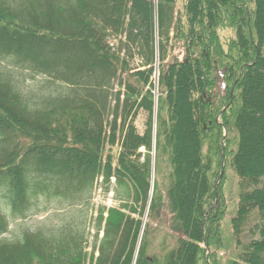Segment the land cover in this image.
Returning a JSON list of instances; mask_svg holds the SVG:
<instances>
[{"label":"trees","instance_id":"obj_1","mask_svg":"<svg viewBox=\"0 0 264 264\" xmlns=\"http://www.w3.org/2000/svg\"><path fill=\"white\" fill-rule=\"evenodd\" d=\"M171 1L157 0L154 7L153 0H0V58L7 60L0 66V234L8 230L10 218L83 208L99 175L105 188L114 175L127 197L145 199L148 164L138 165L130 156L140 145L150 148L151 126L147 121L140 133L128 117L138 105L150 117L152 99L144 85L158 56L164 60L161 82L165 80L168 110L160 125L157 116L155 146L162 133L175 139L177 178L168 199L166 195L160 199L153 190L152 219L156 222L167 213V232L177 247L167 259L157 251L148 264H196L199 244L189 239L203 238L221 215L220 201L211 206L215 196L210 177L219 168L221 149L222 123L215 120V112L231 88L229 70L235 72L242 61L255 57L241 74L242 102L233 119L240 200L232 225L236 255L230 264H264V160L252 167L244 156L249 133L264 141L261 129L251 131L253 122L264 130V0H184L176 15ZM243 20L250 22L252 32L247 34L256 36L240 43L239 37L222 42L220 24L241 28ZM133 56L138 58L135 68L147 67L133 69ZM17 68L50 80L34 82V89L24 92L14 74ZM195 74L201 77L200 93L194 87ZM253 113H258L257 121L251 118ZM229 120L225 115L228 130ZM187 125L195 136V152L177 149ZM116 129L122 135L114 163L102 151L104 144L114 143ZM199 129H209L205 132L213 153L219 152L215 165L200 156ZM126 179L133 185L132 195ZM40 197L44 203L37 207ZM207 204L213 213L206 221ZM79 214L81 218L55 228L41 224L23 230L16 239L0 240V264H84L86 224L81 208ZM93 226L94 264H129L138 220L114 207L105 216L99 207ZM218 240L211 253L219 249Z\"/></svg>","mask_w":264,"mask_h":264},{"label":"rangeland","instance_id":"obj_2","mask_svg":"<svg viewBox=\"0 0 264 264\" xmlns=\"http://www.w3.org/2000/svg\"><path fill=\"white\" fill-rule=\"evenodd\" d=\"M156 1L157 0H153L154 7L156 6L157 3ZM183 4H184V0H172L169 5H175L174 8H176V11L174 9V14L176 15L177 8L178 9L181 8ZM247 14L248 15H246V17H248L249 20L251 14L250 13ZM175 19L176 17H174L173 19L172 26L175 23ZM183 21H184V17H183ZM249 24L250 22L247 20H243V25L241 26V28H237V25H234L232 23L229 24L228 22L227 24L224 23L220 24L221 27L220 29H218V33L220 35L221 41L226 42V39L229 37L230 38L239 37L237 38V41L240 43L247 41L248 36H250V38L256 36V34H254L253 36L251 34L250 35L247 34V32H252V30L248 28ZM190 25L192 26L193 22H191ZM154 26L156 30L157 29L156 20ZM170 34L171 36L173 35L172 27ZM240 37H245V38L244 40H241ZM157 38L158 36L155 35V42ZM155 46H157L156 43ZM244 46L245 49L249 47L248 44H245ZM261 52L264 54V41L262 44ZM133 57H135V58L131 57L132 58L131 65L133 66V69H143V68L145 69L147 67V65H140L135 68V66L137 65L136 63H138V58H136V56ZM251 59L242 61V64L237 69V71L233 72L229 70L230 75L228 74V79L230 80L231 88L228 89L226 100H224L225 102L223 103V105L219 106L215 112V120L218 123H222L223 126L221 125V130H220V144H221L220 159H219L220 165H218L219 166L218 170L213 172L212 176L210 177L211 182L213 184L212 192L214 193L215 196L211 206L213 207V205L219 204L221 202V206H220L221 215L216 219L218 225L214 226V229L212 228L211 232L206 234L204 231V233L202 234L203 238L197 241L191 238L189 239L190 241L198 242L199 244L198 248H196L195 250L196 264H230L231 260L234 258V255H236V251H235L236 244L233 239L232 225H233V217L236 215L237 212L238 201L240 200L239 184H238L240 177L233 165V157L238 148V131L237 128H234L233 126V119L236 117V113L240 108L242 102V100L240 99L241 94L239 87L241 74L245 69L244 66L246 64H249L252 61ZM6 61L7 60H1L0 58V66L6 65L7 63ZM163 62L164 60L161 61L158 56H155L151 65L148 81L145 82L144 85L145 86L144 91H147L148 93L146 94V96H150V98L152 99V110L150 113V117H147V110L144 107H141L140 105H138V107L134 106L131 112V116L128 117L132 119L133 124L136 127V130L140 133L144 131L147 121H149L151 126L152 142L150 148H147L144 145H140L135 150L133 155L130 156L132 159L135 160L136 163H138V165H142V163L144 162L148 164L147 173L149 177V189L147 192V196H145V199L143 200L141 199V197L140 198L138 197V199H136V197L131 198V196L127 197V195L123 191L126 190L125 187L122 185L120 188V186L115 183L114 175H111L110 177L109 187L105 188L102 182V178H101L102 176H99L93 188L90 201L88 204L84 205L83 208L78 206V207H73L71 211L64 210L61 212H58L54 209H51V211L43 210V211H36L33 213H29L23 218L20 217L10 218L9 228L7 231L0 234V240L16 239L23 230L26 229L35 230L41 224L42 225L50 224L48 225L51 226L50 228H55L57 225L60 226L64 224L66 220L75 221L77 220V217L81 218L82 214H79V208H81V211L82 213H84L85 216V224H86L85 232H84V236L86 239V241L84 242L86 262L84 264H94V259L95 256L97 255V250L92 252L94 217L97 215L99 207L103 208V214L105 216L107 215L108 208L114 207V208H118L121 212H123L124 215H129L133 217L134 220H138V228H137L138 230L134 240H132V252L130 255L129 264H148L149 261L153 259L157 251H160L162 255L167 259L168 252L172 248L176 249L177 247V241H175V237L171 233L167 232V230H170L169 224L167 223V219H168L167 213L166 215L162 214L161 219L157 218L156 222L154 221V219H152L154 218V215H152V211H154L153 209L154 207H152L153 190L155 191L156 196L158 192L160 199L163 200L165 199L163 198V195H166V199H168L170 195V190L171 188H173L172 185H174L175 180L177 178L175 173L176 165L173 162L176 153V147L174 145L175 139L172 136H169L168 133L167 134L162 133L159 135L160 145L158 147L155 146L156 128L158 125L157 116L159 114V116L162 119L159 120V125H160L162 121H165V118H167V110H168V106L166 103V93H164L165 91L163 89L165 80L161 82V76L164 74V70H165L164 66L162 65ZM14 74L17 76L16 79L19 81L18 84L21 86L24 92H29L30 89H32L35 86L34 82L47 83L50 80L44 74H36L20 68L14 70ZM195 76H194V80H195L194 87L198 90L197 92L200 93L199 88H202L200 87L201 77L199 74H195ZM184 77L186 79L189 78L188 75L186 74H184ZM52 84H53L52 87H54L55 86L54 82H52L51 85ZM218 85H219V81L217 83V86ZM199 93H196L195 91V96L196 97L199 96ZM224 93L225 90H223L222 95ZM203 95H205V93ZM120 97L122 99L124 97V94L122 93ZM212 101L215 100L213 99ZM252 105L256 107V105L254 104ZM185 107H188L187 104ZM195 107L196 110H198L197 105ZM225 115L228 118H230L229 130L224 123ZM250 116L255 121H257V117H259L258 113H253ZM253 123L254 124L251 125L252 127L251 131L253 132L254 131L253 129H255L256 132L258 133L259 130L261 129V132L263 131L264 134V130H262L260 124L259 123L255 124V122ZM207 130L209 129H205V131ZM205 131L200 132L199 129L198 140L200 141V156L202 159L204 158L205 160H207L210 165H215L214 159L217 160V158H219V152L213 153V149L210 144L211 138H209L208 135H206ZM182 132L183 135L179 140L177 149L178 150L183 149L185 151L195 152V146H194L195 136L192 133L191 126L187 125L186 127L185 126L182 127ZM116 134L117 135L114 143L104 144L102 151L103 155H106L107 159L112 157L113 159L112 162L114 163L117 162L116 157L118 156V153L120 151L121 135H122L121 130L119 131L118 129H116ZM245 146H246L245 148L246 154L244 153V156L247 157L248 160L245 163L250 162V164H252V167H258L260 159L264 160V141H262V139L259 138L258 135H255L254 133L253 134L249 133L248 141ZM127 182L129 183V188L131 190L130 195H132V193L134 192L133 185L129 180H127ZM43 203H44L43 199L40 197L38 198L35 205L37 207H42ZM212 207L210 206L208 207V204L206 205V212H205L206 221L208 216L213 213L211 212ZM49 214H51L50 215L51 219L49 218L46 219V216H49ZM68 216H70V218H68ZM165 229L166 231L163 232ZM99 235H101V233H99ZM249 237L250 235H246V238ZM217 238H220V240H218ZM217 240L220 241L219 249H217L216 252L211 253L213 249L217 247L216 245H214L215 241ZM214 258L216 259L215 262H214Z\"/></svg>","mask_w":264,"mask_h":264}]
</instances>
